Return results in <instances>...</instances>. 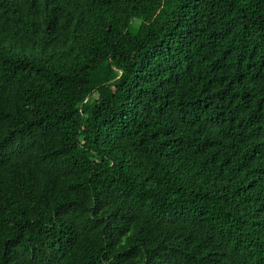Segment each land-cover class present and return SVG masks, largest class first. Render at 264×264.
<instances>
[{"label":"trees","instance_id":"trees-1","mask_svg":"<svg viewBox=\"0 0 264 264\" xmlns=\"http://www.w3.org/2000/svg\"><path fill=\"white\" fill-rule=\"evenodd\" d=\"M0 264H264V0H0Z\"/></svg>","mask_w":264,"mask_h":264}]
</instances>
